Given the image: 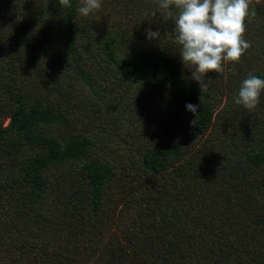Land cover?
<instances>
[{
    "label": "trees",
    "instance_id": "obj_1",
    "mask_svg": "<svg viewBox=\"0 0 264 264\" xmlns=\"http://www.w3.org/2000/svg\"><path fill=\"white\" fill-rule=\"evenodd\" d=\"M106 1L114 29L81 0H0V264H264V92L235 103L264 79V0L203 92L157 0ZM56 51L83 88L38 83Z\"/></svg>",
    "mask_w": 264,
    "mask_h": 264
},
{
    "label": "clouds",
    "instance_id": "obj_2",
    "mask_svg": "<svg viewBox=\"0 0 264 264\" xmlns=\"http://www.w3.org/2000/svg\"><path fill=\"white\" fill-rule=\"evenodd\" d=\"M61 8H71L70 0H58ZM251 0H157L153 17L159 15L163 21L174 20L176 42L181 46L179 56L185 66L194 69L192 79L202 92L206 88L209 72L222 74L223 63H239L241 57L251 48V43L243 38L246 32V18L255 17ZM102 0H81L78 12L87 17L99 11ZM147 38L159 40L160 32L147 29ZM264 92V79L249 73L243 80L237 105L253 111L260 104ZM187 110L196 114L197 105H186Z\"/></svg>",
    "mask_w": 264,
    "mask_h": 264
},
{
    "label": "rangeland",
    "instance_id": "obj_3",
    "mask_svg": "<svg viewBox=\"0 0 264 264\" xmlns=\"http://www.w3.org/2000/svg\"><path fill=\"white\" fill-rule=\"evenodd\" d=\"M104 0H102V7L100 9L99 12L95 13L97 14L96 18H97V22H101L102 25H105L108 29H114V27H116L119 24H115L114 21H116L117 23L119 22V17L116 14H113L115 12H111L109 13V8H105V5L103 3ZM110 0H107L106 2H109ZM120 4V3H118ZM143 13V11H142ZM139 20H143L142 17H140ZM262 41H264V38H262ZM256 44V43H255ZM251 51H256V49H251ZM62 54L56 52H51L48 53L46 52L44 56L40 57L39 62H38V69L35 72V76L40 78V81L38 82L39 84H43L44 82H47L50 84V82H53L55 80V82H69L68 80L70 79L71 85L75 86L77 89H79V87L83 88V85H80V81L76 80L74 78L69 77V75H62V74H56L55 69H60L62 64L65 63L64 60H61ZM242 58V57H241ZM243 59V58H242ZM250 61H244V67L248 66L249 68L254 67L256 63H258L257 61H259V56L258 54H255L254 57H251L250 59H248ZM61 63V66H60ZM260 66V64L258 63V65H256V67L258 68ZM226 67V65H225ZM72 74V73H71ZM221 93L223 95H221ZM217 109L215 111L214 117L225 107V105H227L230 101H232V99L230 97H232V95H234V93L232 95H229L228 92H220V94H217ZM233 104V101H232ZM9 121L6 122V124H8ZM189 124V125H188ZM187 124L189 131H190V120L189 123Z\"/></svg>",
    "mask_w": 264,
    "mask_h": 264
}]
</instances>
